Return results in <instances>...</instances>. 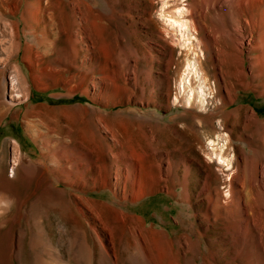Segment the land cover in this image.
<instances>
[{
  "label": "rangeland",
  "instance_id": "rangeland-1",
  "mask_svg": "<svg viewBox=\"0 0 264 264\" xmlns=\"http://www.w3.org/2000/svg\"><path fill=\"white\" fill-rule=\"evenodd\" d=\"M80 1L85 4L81 9L86 38L82 36L83 45L75 43L81 48L77 54L67 39L75 30L68 20L61 23L70 31L62 33L58 31L62 26H49V11L39 12L32 0H0V199L4 190V199L13 202L10 211L0 217V264H159L150 239L163 242L165 237L176 243L175 253L178 240L190 238L198 243L193 254L184 245L179 264H194L189 255L198 264L204 256L211 264H230L235 252L225 258V249L220 252V248L228 246H217L231 240L222 239L221 223L204 217L211 209L209 196L225 203L222 194L229 172L218 171L205 145L219 131L229 139L226 153L238 157L251 156V150L264 153L263 130L245 127L246 118L219 125L239 106L254 108L264 121L260 53L244 47L247 84L237 85L234 75H228L234 81L231 97L235 102L226 107H219V98L224 99L226 93L217 90L223 89V79L213 73L205 54L199 67L213 91L206 92L205 109L199 112L192 105L185 107L183 88L178 89L189 55L156 28L160 0ZM180 1V8L190 5V0H169L165 8L172 10ZM55 9L50 13L59 22L68 10L61 6L62 14ZM13 25L17 26V38L13 34L19 53L9 58L14 52L10 43ZM223 44L219 37L218 45ZM14 66L21 70L26 98L9 102L14 95L9 85ZM187 86H194L193 76ZM199 118L214 120L218 129L211 124L199 128ZM98 124L107 129L102 134L108 140L116 137V149L127 156L118 167L111 163L109 151L91 153L94 146L102 148L93 142ZM14 142L20 160L12 178ZM63 148H86L90 161L78 165L80 160L72 152L63 155ZM56 151L60 154L52 156ZM234 163L232 176L236 174ZM185 164L191 170L189 198L183 186ZM116 171L127 178L116 182ZM132 188L146 191L133 200ZM104 207L139 218L153 233L144 232V240L136 241L113 223L111 212ZM243 248L238 252L244 254ZM214 250L218 263L210 258Z\"/></svg>",
  "mask_w": 264,
  "mask_h": 264
},
{
  "label": "bare ground",
  "instance_id": "bare-ground-1",
  "mask_svg": "<svg viewBox=\"0 0 264 264\" xmlns=\"http://www.w3.org/2000/svg\"><path fill=\"white\" fill-rule=\"evenodd\" d=\"M4 1L6 2V0H3V2ZM32 1V5L37 6L39 12L45 13L49 11V26L54 27L57 26V24L59 27L62 26V28H58L59 32L68 33V31H70L64 26V24L61 23V20H68L67 23H70L72 29L75 28L71 34L66 33L68 42L70 43L73 52L81 54V48L78 49V47L75 46V43L79 41L81 45L84 37V19L81 9L83 6L85 7L84 2L80 0H72L70 3L65 0H45L43 6L42 1L44 0ZM168 2L169 0H160V20L159 22L156 21L155 25L160 33H164L169 36V42L171 44H174L178 47V49L189 55V59L185 64L184 74L180 76L178 85L179 91L182 90V88L184 91L183 102L185 107H190L192 105L196 107L199 112H201L205 109L206 92H210V90L211 92L213 91V89L207 84L206 78L202 75L200 69L201 66L199 65L201 64V58H203V56L206 58L207 54V59L211 61V67L214 71L213 73L218 72L224 82L223 89H217L219 94L223 91L226 93V97L224 99L222 98L221 100L220 96L219 99L221 103L219 107H226L233 104L235 102V97L231 96L235 92V87L233 86L234 81H230L228 75H234L237 85L242 82L247 84V77L245 75V70H243L244 60L242 58L243 51L245 50L244 47H246L248 52L258 51L260 53L257 57V59H259L258 62L260 60L264 61V0H190V5L187 9L180 8L182 6V2L180 1V3L172 10H167V8H165V5ZM61 6L63 8L66 7L68 12L65 17L59 16V22H57L56 16L51 14L50 11H54L55 8L60 10ZM4 26H6L5 23ZM11 28V31L13 30L12 34L14 32L15 38H17V26L13 25ZM195 33H197V35H195ZM198 35H200V38ZM12 36L13 39L10 37V43L14 52L9 55V58L13 56L15 57L19 53V44L16 40L14 41V34ZM219 37L224 40V44L222 46L218 45ZM3 61L5 62V60ZM0 63H2L1 60ZM20 71L21 70L18 66L13 67V76L10 79L9 85L11 90L14 92V95L9 96V102L20 101L21 99L26 98L24 79L21 76ZM190 76L194 77V86L191 88L187 86ZM5 83L6 82L4 81V89L6 85ZM184 88L187 89V91L184 90ZM242 118H246L243 123L245 127L255 129H258L259 127L264 133V121L259 119L254 108L249 107L239 106L235 109L233 108L232 112L226 118L220 120L219 125L223 126L225 122H229L230 120L235 123H241ZM199 119V123H201L199 128H203L205 124H211L214 129H218L214 120H210L208 122L206 119ZM99 125L100 124L96 125V137L93 139V142L106 149L102 150L101 148L100 150H97L99 148L94 146L91 149V153L97 154L98 152H101L100 154L103 155L109 151L108 156L113 159L111 163L118 167V163H120L119 161H124V158L127 156L123 155L125 157H122V153L116 149L118 143L116 137L113 136L110 140H108V137L103 136L102 134L105 132H102V130L107 129L101 128ZM193 126L194 128L195 126L197 127V125ZM255 129L253 130L257 133L258 131ZM187 130L193 131V128L188 127ZM220 134L222 133L219 131L216 132L215 140H213V142L209 141L208 144L205 145L207 152V154H205L209 160L215 164L218 171L224 172V170H226L229 172L226 175V190L222 194V199H224L225 203L220 204L219 199L209 196L208 201L211 203V209L209 207L207 214L205 213L204 217L206 220L212 218L214 219V222L221 223L219 231L222 233V239L231 240L230 242H226L228 244L220 243L217 246H228L227 248H220V252L225 249L222 251L225 258H229L233 254V251L235 252L236 257H231L232 259H229L228 263L234 264L231 263L234 261L237 264H264V153L258 150H251L253 153L249 156L250 158L248 156L238 157L235 154L234 156L230 153V150V152L226 153L224 151V147L229 139ZM216 141L217 143H214ZM260 141L264 147V135L261 137ZM87 142L92 143V140ZM249 146L250 149H252L253 146L251 143ZM11 148L13 159L11 160L12 164L10 167V173L13 175L10 177L13 178L16 174V166L19 164L20 153L15 142L12 144ZM84 150H86V148H84ZM84 150L63 148L62 151L64 153H62L63 155H67L72 152L76 159L80 160L78 165L82 166L85 162H89L91 158ZM56 152L57 153L53 152L52 156L57 157L59 152ZM234 157L236 158V163H234ZM137 161L139 164L138 166L140 167L142 164V157H139ZM124 163L126 165L129 162L126 160ZM166 163L168 164L169 162L167 161ZM232 163L235 164L236 169V174L233 176L231 174V171H233L232 169L234 168V166L232 167ZM71 164L73 165L75 163ZM184 168L183 186L185 188L187 198H189L188 177L191 174V170H189L190 167L186 164L184 165ZM60 169L62 170V168ZM61 170H59V172H61ZM114 178L116 182H119L122 179L125 180L127 177H122V175L116 171ZM116 186L117 184L115 187ZM125 187L126 183L124 185L123 195L126 194ZM145 189H139L137 191L132 188V194H134L132 199L137 197V194L140 192L143 194L146 191ZM2 193L1 199H4V190ZM123 199H125V197ZM104 208L105 210L107 209L111 212L110 218H112L113 223L118 225L125 233L129 234L136 241L144 240V232H149L150 234L153 233L154 229L147 228L145 223L139 218L128 217L121 212L113 211L110 207ZM210 212L212 217L210 216ZM243 239L244 241H242ZM177 242L178 250L175 253L173 252V245H176L175 242L174 244L169 242L166 237L163 239V242L157 238H153L152 240L150 239L152 251L154 252L156 261L159 262V264H179V260L184 257L181 256L184 245L190 252L193 251V248H197L198 246V243L191 241L190 238H187L184 243L181 240H178ZM244 245L245 247L243 248ZM242 248L246 249L244 254L238 252ZM179 250L180 253L178 252ZM215 250L211 252L210 258L218 263L219 261L216 259V256L219 250H216L217 252ZM148 252L145 253L148 254ZM185 253H187V251ZM189 257L194 264H198L194 259V256L189 255ZM202 264L211 263L208 262L207 257L204 256Z\"/></svg>",
  "mask_w": 264,
  "mask_h": 264
},
{
  "label": "clouds",
  "instance_id": "clouds-1",
  "mask_svg": "<svg viewBox=\"0 0 264 264\" xmlns=\"http://www.w3.org/2000/svg\"><path fill=\"white\" fill-rule=\"evenodd\" d=\"M12 203L11 200L0 199V217H3L8 211H10Z\"/></svg>",
  "mask_w": 264,
  "mask_h": 264
}]
</instances>
